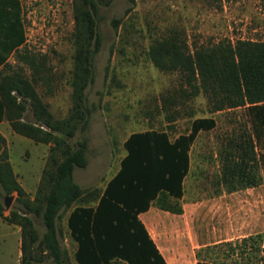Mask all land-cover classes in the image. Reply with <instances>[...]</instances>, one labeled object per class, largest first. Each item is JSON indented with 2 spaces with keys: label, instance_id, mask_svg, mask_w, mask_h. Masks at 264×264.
<instances>
[{
  "label": "trees",
  "instance_id": "trees-1",
  "mask_svg": "<svg viewBox=\"0 0 264 264\" xmlns=\"http://www.w3.org/2000/svg\"><path fill=\"white\" fill-rule=\"evenodd\" d=\"M111 1L71 0V103L67 114L57 117L41 101L34 86L43 78V59L21 50L23 32L17 2L0 0V121L6 119L17 134L49 142L48 157L30 198L15 178L6 140L0 132V195L15 194V203L7 212L0 200V217L19 227L20 264H35L39 251L57 264L67 262L57 220L73 204L65 223L75 241L72 256L76 262L116 264L114 259H119L125 264H168L137 214L150 204L181 212L174 200L178 201L183 193L189 146L199 130H211L215 119L195 116L188 131L171 140L166 129L130 131L122 141L125 154L101 189L74 182V168L84 167L87 162V139L83 132L94 110L87 87L94 76V56L101 48L98 9ZM126 2L124 13L129 12L134 0ZM110 19L116 30L120 17ZM215 42L190 50L185 38L170 29L151 41L147 55L154 66L180 74L188 87L181 89V93L195 95L202 91L210 104L209 111L242 107L245 124L226 138L219 152V180L232 183L234 188L256 185L260 181L256 171L264 159V41L238 38L231 42L221 38ZM9 54L21 59L30 75L21 67L12 69L7 61ZM25 111H29L31 118L24 117ZM77 132L79 137L71 141ZM254 145L260 149L257 153ZM29 213L40 220L41 235ZM247 237L262 239V233L241 238ZM200 249L195 251L194 264H213L199 258Z\"/></svg>",
  "mask_w": 264,
  "mask_h": 264
},
{
  "label": "rangeland",
  "instance_id": "rangeland-1",
  "mask_svg": "<svg viewBox=\"0 0 264 264\" xmlns=\"http://www.w3.org/2000/svg\"><path fill=\"white\" fill-rule=\"evenodd\" d=\"M16 2L23 32L21 50L40 56L44 63L43 78L34 84L35 89L54 116H64L71 103V0ZM126 6V0H112L98 9L101 48L94 56V76L87 87L94 110L83 132L87 139V162L84 167L74 168L73 180L80 186L101 189L118 167L124 153L122 141L130 131L166 129L173 136L188 131L193 117L212 116L215 125L209 131L199 132L189 151V168L183 182L184 198L210 197L219 184V152L226 138L245 124L242 107L209 111L210 104L202 91L195 95L181 93V89L188 87L180 74L154 66L147 50L152 40L170 29L185 38L190 50L194 46H211L221 38L231 42L238 38L264 41V0H134L129 12L124 13ZM113 16L121 19L116 30L109 23ZM7 61L12 69L21 67L30 75L28 66L13 54L7 56ZM24 117L31 118L29 111H25ZM0 132L6 140L15 178L31 198L48 157L49 142L15 133L6 119L0 121ZM79 135L77 132L71 141ZM11 195L4 212L15 203V194ZM4 196L0 195L2 203ZM71 208L62 211L57 220L58 237L66 251L65 264H80L73 259L75 241L65 223ZM29 215L41 235L40 220L32 213ZM233 235L230 231L215 235V239ZM20 238L19 227L0 217V264H20ZM261 238L238 237L210 243L198 251L199 258L213 264H264V232ZM37 257L35 264H57L43 252H37ZM114 263L125 264L119 259H114Z\"/></svg>",
  "mask_w": 264,
  "mask_h": 264
},
{
  "label": "crops",
  "instance_id": "crops-1",
  "mask_svg": "<svg viewBox=\"0 0 264 264\" xmlns=\"http://www.w3.org/2000/svg\"><path fill=\"white\" fill-rule=\"evenodd\" d=\"M199 132H202V129L196 133L191 142L188 156ZM167 135L171 140L178 134L170 136L167 132ZM254 149L256 153L260 151L255 145ZM219 159L221 160V156ZM256 173L260 176V181L256 185L234 188L232 183L219 180L216 193L210 197L186 199L182 193L178 199L180 213H173L153 204H150L147 210L139 212L138 218L166 263L194 264L197 259L195 251L198 248L248 234L263 233L264 159L258 165ZM218 174H220L219 168ZM230 231L233 232V236L215 239V235H223Z\"/></svg>",
  "mask_w": 264,
  "mask_h": 264
},
{
  "label": "water",
  "instance_id": "water-1",
  "mask_svg": "<svg viewBox=\"0 0 264 264\" xmlns=\"http://www.w3.org/2000/svg\"><path fill=\"white\" fill-rule=\"evenodd\" d=\"M12 199V196L9 195H5L3 198V206L6 208L9 204V201Z\"/></svg>",
  "mask_w": 264,
  "mask_h": 264
}]
</instances>
